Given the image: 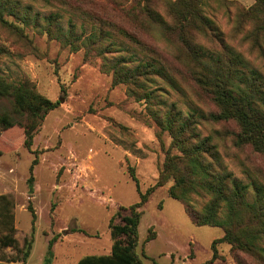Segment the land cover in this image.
<instances>
[{"label":"rangeland","instance_id":"obj_1","mask_svg":"<svg viewBox=\"0 0 264 264\" xmlns=\"http://www.w3.org/2000/svg\"><path fill=\"white\" fill-rule=\"evenodd\" d=\"M172 1L68 0L70 6H78L111 24L108 28L112 29L115 45L111 53H106L107 62L101 68L100 55L86 57L85 48L73 50L62 44V39H50L30 25L25 27L8 11L12 6L18 13L29 7L31 14L40 16L58 12L62 29L71 22L75 34L82 38L91 32L92 22L56 2L0 0L5 6L3 17L23 27L20 32L0 24V74L13 83L31 84L39 95L50 100L65 94L61 104L45 112L35 126L28 113L15 111L11 97L0 98V114H9L12 124L4 129L0 121V195L12 201L17 240L16 248L0 251V264H42L48 241L54 236L50 264H76L86 255L108 254L113 242L110 218L120 206L136 203L139 192L156 182L164 149L170 144V134L157 123L161 107L173 106L183 117L193 108L216 111L210 98L192 82L178 37L152 23L144 11H155L168 22V4ZM229 2L221 6L218 0H200V6L225 42L264 75V53L244 37L252 23L247 21L243 32L235 27L238 6L249 7L254 0ZM120 28L139 44L119 34ZM196 39L207 46L212 44L198 34ZM262 46L264 49V38ZM121 58L128 61L129 68L148 60L167 69L175 86L160 81L164 88L159 93L162 105L136 98L125 83L113 84L108 68ZM31 124V144L26 146L25 130ZM195 128L200 137L214 129L228 132L218 144L227 169L236 179L248 182L242 173L246 167L264 182V156L250 146L232 145L230 132L237 130L233 122L204 121ZM34 158L37 163L32 165ZM129 167L134 168L138 189L129 176ZM171 184L168 181L155 188L139 208L136 253L142 262L264 264V259L254 254L231 251L226 242L216 245L221 258L208 263L211 242L221 237L223 230L194 224L184 204L168 196ZM28 204L35 212L33 223ZM117 222L119 218L115 217L113 223ZM4 232L0 223V235ZM24 240H31V246L23 261ZM259 244L264 247V239ZM14 258L18 260L11 261Z\"/></svg>","mask_w":264,"mask_h":264},{"label":"trees","instance_id":"obj_2","mask_svg":"<svg viewBox=\"0 0 264 264\" xmlns=\"http://www.w3.org/2000/svg\"><path fill=\"white\" fill-rule=\"evenodd\" d=\"M44 1L64 5L84 20L92 22L91 32L82 38L81 35L75 34V27L71 22L63 30L58 12L40 16L31 14L29 7H24L22 12L18 13L16 7L9 6L8 14L25 27L30 25L50 39H62V44L69 45L73 50L85 48L86 57H91L89 54L92 53L100 55L103 60L102 68L107 62L106 53H111V46L115 45L112 29L108 28L111 24L78 6H70L68 0ZM200 4V0L169 2L168 22L162 20L155 11L151 12L147 8L144 11L152 23L178 37L179 49L184 56L192 82L210 98L216 106V111L205 112L193 108L183 117L182 112L173 106L161 107L157 123L162 131L170 134L171 141L164 149V159L159 167L156 182L144 192H139V200L136 203L127 207L120 206L110 218L109 228L113 239L110 252L83 256L76 264H145L136 253L141 215L139 208L155 188L168 181H172L167 189L168 196L184 204L194 224L219 226L223 230V235L211 242L212 254L208 263L221 258L216 251V245L220 242L229 244L231 251L240 250L264 259V247L259 244L264 239V182L246 167L242 173L248 178V182L236 179L227 169L218 152V144L221 145L228 132L214 129L213 133L200 137L195 128L204 121L233 122L237 130L230 132L232 145L250 146L253 151L264 156V75L225 42L223 36L216 32L211 21L203 14ZM218 4L224 6L231 2L218 0ZM4 11L5 6L0 2V24L22 32L23 27L3 17ZM235 16V27L241 29V32L247 21L252 23V28L244 33V37L263 54L264 0H254L249 7L238 6ZM117 31L124 38L128 37L139 44L125 30L120 28ZM196 34L212 42L211 46L197 41ZM139 51L143 52V49ZM127 63V60L121 58L109 66L113 84L125 83L136 98L162 105L164 102H161L159 93L164 91V88L159 85L160 81L167 82L170 87L175 86V80L168 74L167 69L157 67L154 62L148 60L140 61L130 68ZM64 95L50 100L39 95L31 84L13 83L0 74V98L11 97L15 111L28 113L34 126L36 120L45 112L61 104ZM0 121L4 123V129L12 125L7 113L0 114ZM32 124L26 126V146L31 144ZM1 153L0 150V155ZM36 163L37 159L34 158L32 165ZM129 176L138 189L133 167H129ZM198 203L199 207L196 206ZM12 207V201L5 194H1L0 223L5 232L0 235V251L6 247H17ZM27 208L31 212L33 223L35 212L31 204H28ZM115 217L119 218V222L113 223ZM55 239V236L49 239L42 264H50L51 247ZM30 246L31 240H24L25 249L21 260L27 258ZM16 260L18 259L14 258L11 261Z\"/></svg>","mask_w":264,"mask_h":264}]
</instances>
